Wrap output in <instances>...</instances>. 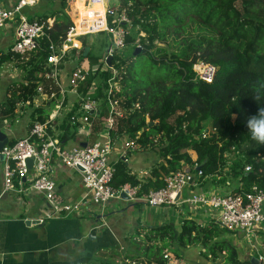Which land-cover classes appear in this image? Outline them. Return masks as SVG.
I'll return each instance as SVG.
<instances>
[{
    "label": "trees",
    "instance_id": "16d2710c",
    "mask_svg": "<svg viewBox=\"0 0 264 264\" xmlns=\"http://www.w3.org/2000/svg\"><path fill=\"white\" fill-rule=\"evenodd\" d=\"M83 1L73 3L75 11L81 14L78 20L74 21L67 11L69 0H60L58 8L37 17L44 21L54 19L49 30L53 42H61L74 22L78 24L82 20ZM118 2L120 9L127 10L132 25L141 27L146 34L138 55L150 54L151 66H156L157 72L148 78L140 77L135 71V61L128 59L117 93L126 116L119 120L118 131L112 130L111 136L123 132L136 139L142 148L157 150L160 147L163 162L143 182L121 160L116 164L113 185L139 186V196L160 189L165 185V176L185 166L191 167L192 152L207 178L221 171L225 153L234 148L242 152V159L232 166L238 181L232 192H250L254 186L264 190V146L250 138L245 125L247 118L264 106V0ZM82 41L86 44V40ZM49 44L50 40L44 38L39 47L27 55L13 52L11 46L0 53V63L13 60L23 71L20 80L7 86L5 100L0 103V123L14 119L19 105L33 104L39 95V86L49 95L60 96L55 81L44 76ZM85 48L76 51L80 54V64L87 63V68L91 69L98 61L90 52L84 56ZM89 57L92 59L88 60ZM199 61L217 66L212 82L196 78L193 66ZM112 76L111 70L99 71L89 76L79 86V91L87 93L92 82L99 78L94 96L106 98L107 81ZM254 96L259 97L258 102ZM53 101L56 102H50ZM102 110L104 119L109 110L107 101ZM34 111H39L32 113L34 121L44 122L50 114H42L40 108ZM71 114L64 121L66 133L59 137L62 141L70 139ZM207 127L211 132L204 138L202 132ZM247 165H251L250 171L245 170ZM125 241V245L99 250L97 256L103 259L111 255L115 261L147 259L164 264L165 251L181 260L183 249L199 246L203 249L201 255L216 264H255L251 257L240 258L239 247L223 237L215 222L203 225L197 218H185L180 230L172 223L139 225Z\"/></svg>",
    "mask_w": 264,
    "mask_h": 264
},
{
    "label": "built area",
    "instance_id": "2783aa9c",
    "mask_svg": "<svg viewBox=\"0 0 264 264\" xmlns=\"http://www.w3.org/2000/svg\"><path fill=\"white\" fill-rule=\"evenodd\" d=\"M43 1L15 0L10 6L0 1V34L10 27L14 28L15 39L11 44L13 52L27 55L39 47L40 40L44 38L50 40V55L44 76L55 81L62 96L59 101L57 100L58 102L56 101V108L49 114L46 121H34L26 136L12 143L10 139L3 147L2 153L5 155L3 192L19 188L20 191H34L43 194L50 211L40 218L41 222L74 213L82 214L85 209H89L90 204L103 209L113 201L171 208H182L185 203L189 204L193 218L205 215L209 223L215 222L231 234H243L249 242L255 240L258 233L264 234V190L257 186L245 193H235L232 190L220 193L215 190L197 189L200 182L206 178L197 162V157L193 155L194 162L191 167L168 174L164 177L165 185L162 188L149 190L142 196L138 195L139 186H133L130 183L120 186L113 185L117 162L122 160L128 163L130 152L139 147L136 139H132L123 132L116 137L111 136L112 130L118 131L119 120L126 116V110L121 105V99L117 93L121 88V72L128 64L127 51L130 46L128 37L132 20L127 10L119 8V2L108 6L106 0H90L93 4H102L105 7L102 12L96 10L87 12L98 28L82 34L78 31V24L74 22L61 42L55 43L49 34L54 19L44 21L37 17H30L27 13V9L34 8ZM102 23L105 25L100 29L99 26ZM93 33H106L111 45L100 59L99 64L92 66L91 69L80 65L75 66L70 72L69 88H67V80L62 79V67H60L62 60L69 51L82 50V37ZM134 47L142 49L143 44L134 43ZM109 56L112 57L111 66L107 63ZM122 60H125V63H122ZM107 70H111L113 76L107 81L106 98L94 96L98 88L96 81L92 82L87 93L79 91V86L89 76ZM217 70L215 64L206 61H199L193 66L196 78L205 82H212ZM38 92L43 100L56 98L54 93L47 94L43 86H39ZM68 92L76 95V110L70 116V124L76 129L75 134L89 136L94 130V123H99L104 132L103 138L99 136L94 143L87 144V146L69 148L58 136L51 133L53 132L51 122L68 100ZM38 96L34 99L35 102L40 100ZM106 101L109 110L103 119L102 109ZM210 132V128H205L202 137L209 136ZM114 154H117L116 160H113ZM30 158L33 159L31 168L27 163ZM61 166L77 170L82 174L86 196L70 200L60 193L56 174ZM251 168V165H247L246 171H250ZM185 191L189 192L188 197H184ZM163 256L166 260L164 264H181L180 260L169 251H165ZM256 257L260 264H264V252ZM120 263L163 264L147 259L125 260Z\"/></svg>",
    "mask_w": 264,
    "mask_h": 264
},
{
    "label": "crops",
    "instance_id": "0c3cea01",
    "mask_svg": "<svg viewBox=\"0 0 264 264\" xmlns=\"http://www.w3.org/2000/svg\"><path fill=\"white\" fill-rule=\"evenodd\" d=\"M54 2L55 0L41 2V8L39 7L37 11L29 8L27 13L30 17L50 13L57 7ZM106 3L109 4L108 0ZM9 33H11L10 44H12L15 39L13 27L0 34V39L8 38ZM61 67L62 79L65 81V69L70 73L74 67H71L72 69ZM68 96L70 97L63 108L51 122L52 131L58 137L66 133L63 126L64 121L68 120V114H73L76 110L74 94L69 92ZM24 121L19 132L13 130L12 125H7L9 123L6 121L0 123L1 126L4 125L2 129L8 133L9 140L19 139L28 134L33 122L26 119ZM101 129L102 125L94 123L92 134L86 136L80 133L75 134V126L70 124L68 130L70 139L63 142L69 148L92 144L99 136L103 138L104 132ZM135 150L130 152L129 157L132 161L134 160V164L131 166L129 161L126 162L133 169V174L145 159L141 153H133ZM116 159L117 154H114L113 160ZM0 162V264H89L90 260L98 257L99 250L113 248L119 244L125 245L126 236H129L139 225L157 226L172 223L177 230H180L185 218H193L189 210H173L167 206L152 207L143 203L113 201L107 208L99 209L94 204H90L89 209H85L82 214L74 213L41 222L40 218L50 211L43 194L34 191H20L19 188L3 192L5 187L4 164L3 161ZM56 176L60 193L65 198L76 200L86 196L87 192L80 172L61 166ZM214 185L213 182H207L196 188L215 190L220 193L229 192L232 189L227 185L218 187ZM195 218L203 225L209 223L205 215ZM27 222L30 223L27 224ZM263 239L264 234L258 233L255 240L257 243L261 241L264 251ZM187 249L182 250L181 262L183 264L189 263L184 253ZM194 261L201 263L202 260L197 256Z\"/></svg>",
    "mask_w": 264,
    "mask_h": 264
},
{
    "label": "rangeland",
    "instance_id": "374dc122",
    "mask_svg": "<svg viewBox=\"0 0 264 264\" xmlns=\"http://www.w3.org/2000/svg\"><path fill=\"white\" fill-rule=\"evenodd\" d=\"M2 1L7 6L8 5L10 6L12 3H14V0H2ZM59 1L60 0H55L54 2L57 5L56 8H58L59 6ZM116 1L117 0H108L109 2L108 6H112L113 4L116 3ZM73 3H74V0H69L67 11L70 14L71 18L75 21V19L78 20L80 18L81 14L75 11ZM39 7L41 8V4L36 5L33 10L37 11ZM38 13H40V11H38ZM129 31H130L129 36H131V41L129 42L130 46L128 47L127 57L128 59H131V60L133 59L135 61V71L139 72L138 75L140 77L148 78L150 75H154L157 72V67L155 66L154 68H152L151 66L150 54L143 53L141 54V56L134 55V49H135L134 43L140 42L143 44L146 34L144 32L143 33L145 35L142 34L141 27L139 26L132 25V27L130 26ZM10 34L11 33H9L8 38L0 39V53L2 51L8 50V48L10 47L11 45L10 44V40H11ZM82 39L86 40V44L84 42L83 46L90 47L89 52L91 54V57L93 56L98 61V64H99L100 59L103 57L104 53L109 49V46L111 45L108 35L106 33H93V34H89L87 36L82 37ZM91 57H89L88 60L89 59L91 60L92 59ZM80 63H81L80 54L76 50H71L63 58L61 66H63V68L64 67L73 68L77 65L84 66V67H87L86 65H88L87 63L85 64H80ZM46 67H47V64H46ZM70 75L71 74L68 73L67 69H65L64 76H65V79L67 80V85H66L67 88H69L68 82H69ZM22 76H23V71L17 65L15 61L10 60L4 63H0V103L5 100L6 87L11 82L20 80ZM96 82L97 83L100 82L99 78L96 79ZM120 87H121V84H120ZM68 94L69 92L67 93V98L70 97L68 96ZM75 96L76 95H74L73 100L76 99ZM38 98L40 100H37V102L33 101V104L31 105L30 104L19 105L18 113L16 117L12 120H7L6 123H9L10 125H12L13 130H15L16 132H19L25 123L24 119L30 122H34L35 117H32V113L33 112H35V114L39 113V111H34V109L40 108V112L44 115H46L45 112L51 113L56 108V103L62 98V96L60 95L58 98L53 99L55 101L58 100L57 102H54V101L50 102L51 101L50 99H46L42 101V96L40 94ZM103 107H104V104H103ZM1 127H4V125H2ZM161 151L162 150L160 147H157V150H155L152 147L142 148L139 146L138 148H136V150L133 153H141L143 157L145 158L144 160H142L141 162L142 165L139 167V169L137 171H134L135 175L137 176L139 180L143 182L148 180L153 175L152 173L153 170H155V168H157L163 162L162 156L160 155ZM192 155L194 157L196 156L195 153L193 152H192ZM241 159H242V152L240 150L237 151L234 148H232L231 151L229 152L227 151L224 155L225 163H223V167L221 171H219L217 174L213 176H208L205 180L200 182V186L205 185L207 182H213L215 183L214 186L216 187L227 185V186H231V188L233 189L236 186L238 181H237V178L234 177L232 166L236 162H240ZM129 162L131 166L134 164V160L132 161L131 159H129ZM185 168H189V166H185ZM130 170L131 172H133V169L130 168ZM245 170H246V167H245ZM223 178H225L226 180L223 181ZM205 191H208V189H205ZM183 195L184 197H188L189 192L185 191ZM172 208L173 210L182 209L184 211H188V210L189 212L191 211L189 204H185V203L183 204L182 208H177V207H172ZM218 227L223 237L233 240L235 244L238 245L239 255L241 259L248 260L252 255L257 256L260 253L264 252L262 250L261 241H259L258 243L255 240H253L252 242H249L248 238H246L243 234H240V235L239 234L237 235L236 233L231 234L227 231V229L221 227L220 225H218ZM202 251L203 249L199 248L198 246H193L192 248L185 250L184 251L185 257L186 259L189 260L188 264H216L212 260H207L204 257L203 253L201 255ZM199 254L201 257L199 256ZM197 256L198 258L202 260L201 263H197L196 261H194L196 260ZM182 258H183V255H182ZM115 259L116 258L112 257L111 255L103 259L100 257H94L92 260H90L89 264H121L120 261H115ZM180 263L183 264L181 260H180Z\"/></svg>",
    "mask_w": 264,
    "mask_h": 264
},
{
    "label": "clouds",
    "instance_id": "9594fccd",
    "mask_svg": "<svg viewBox=\"0 0 264 264\" xmlns=\"http://www.w3.org/2000/svg\"><path fill=\"white\" fill-rule=\"evenodd\" d=\"M254 99L259 101V97L254 96ZM245 125L250 138L256 144L264 146V106L259 107L256 114L249 116Z\"/></svg>",
    "mask_w": 264,
    "mask_h": 264
},
{
    "label": "bare ground",
    "instance_id": "6f19581e",
    "mask_svg": "<svg viewBox=\"0 0 264 264\" xmlns=\"http://www.w3.org/2000/svg\"><path fill=\"white\" fill-rule=\"evenodd\" d=\"M81 9L84 12V16L82 20L78 23V31H80L82 34L88 33L93 31L92 29L98 28L96 24H94L90 16L87 14V12H92L94 10L96 11H103L105 7L102 4H93L90 0H84L81 4ZM103 17V16H102ZM105 24H101L99 27L102 29Z\"/></svg>",
    "mask_w": 264,
    "mask_h": 264
},
{
    "label": "water",
    "instance_id": "95a60500",
    "mask_svg": "<svg viewBox=\"0 0 264 264\" xmlns=\"http://www.w3.org/2000/svg\"><path fill=\"white\" fill-rule=\"evenodd\" d=\"M158 45H161L160 42H156ZM90 47H86L85 48V52H84V56H87L89 53ZM141 49L137 48L134 50V55H138L140 53ZM107 63L109 66H111L112 64V57L109 56V58L107 59ZM9 142V137H8V133L6 131H4L0 125V161H4L5 160V155L2 153V149L3 147ZM83 146H87V144H83ZM28 166L31 168L32 164H33V159H28L27 160ZM124 197H126L125 194H123ZM30 222H27V224H29ZM252 262H254L255 264H260L259 260L256 256H252L251 257Z\"/></svg>",
    "mask_w": 264,
    "mask_h": 264
}]
</instances>
